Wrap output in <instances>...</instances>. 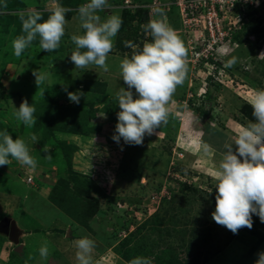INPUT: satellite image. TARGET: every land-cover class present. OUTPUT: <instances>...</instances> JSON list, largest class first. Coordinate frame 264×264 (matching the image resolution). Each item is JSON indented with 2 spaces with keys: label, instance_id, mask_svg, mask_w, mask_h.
Segmentation results:
<instances>
[{
  "label": "rangeland",
  "instance_id": "rangeland-1",
  "mask_svg": "<svg viewBox=\"0 0 264 264\" xmlns=\"http://www.w3.org/2000/svg\"><path fill=\"white\" fill-rule=\"evenodd\" d=\"M125 1L109 0L98 13L102 20L118 14L123 21L107 72L94 65L75 68L70 60L75 51L70 37L83 32L76 9L86 0H60L72 11L66 13L58 49L40 50L37 38L21 57L12 50V41L23 34L20 13L36 11L46 20L56 0L0 5V129L14 140L38 138L29 143L38 162L35 171L14 159L0 166V219L14 220L19 230L16 243L0 233V264H77L74 242L84 236L95 241L93 264H128L136 256L150 257L152 264H256L264 252V223L253 215L252 228L236 234L218 225L212 219V173L223 145L254 121L248 98L264 89V0L245 10L251 27L243 23L236 38L217 41L208 58L190 53V29L179 7L152 6L163 0H130L132 6ZM157 8L187 49V76L167 105V124L140 145L122 139L118 144L112 139L120 111L116 93L127 88L119 64L151 41L141 25L161 19ZM124 41L136 47H125ZM199 43L201 51L206 42ZM232 56L237 63L224 68ZM34 72L48 76L39 88ZM76 91L83 94L79 104L67 96ZM24 100L36 109L31 127L13 115V106ZM202 143L210 147L207 155L197 149ZM45 241L46 259L39 253Z\"/></svg>",
  "mask_w": 264,
  "mask_h": 264
},
{
  "label": "clouds",
  "instance_id": "clouds-1",
  "mask_svg": "<svg viewBox=\"0 0 264 264\" xmlns=\"http://www.w3.org/2000/svg\"><path fill=\"white\" fill-rule=\"evenodd\" d=\"M253 2L259 4V0ZM3 4L4 0H0V5ZM107 7L109 0H86L76 9L83 32L70 37L75 45V51L70 55L75 68L94 65L105 72L109 70L106 61L123 21L118 14H110L102 20L98 13ZM69 11L72 9L56 0L46 20L36 11L20 13L23 34L12 41L13 55L21 57L37 38L40 50L48 53L58 49L65 35V16ZM154 13L161 19H150L141 25L142 31L151 36V41L137 48L130 57L125 56L119 64V74L127 88L120 87L116 93L120 111L112 139L118 144L122 139L125 144L140 145L146 135H152L167 124L170 118L167 105L187 76V49L182 39L165 23L163 9H154ZM124 45L136 47L131 41H124ZM217 52L223 56L225 49H217ZM236 63L237 58L232 56L223 66L232 68ZM33 74L38 88L48 78L46 73ZM82 95L80 91L67 92L69 101L76 104L80 103ZM247 102L252 108L254 121L242 126L232 142L223 145L221 159L212 173L216 181L212 219L233 234L243 227L251 229L253 215L264 223V89L254 90ZM35 111V106L27 100L18 108L13 106L14 118L25 127L35 124ZM29 143H38L35 134L27 140L19 137L14 140L7 129H0V166L9 165L14 159L35 171L38 162L30 154ZM197 149L204 155L210 151L206 143L198 144ZM74 243L77 264H93L95 241L84 236ZM39 253L42 258L48 257L47 241L41 245ZM128 264H152V259L136 256ZM256 264H264V252L259 253Z\"/></svg>",
  "mask_w": 264,
  "mask_h": 264
},
{
  "label": "built area",
  "instance_id": "built-area-1",
  "mask_svg": "<svg viewBox=\"0 0 264 264\" xmlns=\"http://www.w3.org/2000/svg\"><path fill=\"white\" fill-rule=\"evenodd\" d=\"M125 2L132 6L130 0ZM156 2L152 3L153 7L160 5L165 7L173 4L180 8L179 14L183 25L190 29L187 30L190 53L195 57L201 55L204 58L212 55L217 41L226 43L232 40L231 37L238 31L240 25L246 23V8L257 5H253V0H166ZM195 29L198 30V34ZM198 40L206 42L201 51L198 50L200 46V43L197 44Z\"/></svg>",
  "mask_w": 264,
  "mask_h": 264
},
{
  "label": "water",
  "instance_id": "water-1",
  "mask_svg": "<svg viewBox=\"0 0 264 264\" xmlns=\"http://www.w3.org/2000/svg\"><path fill=\"white\" fill-rule=\"evenodd\" d=\"M18 227L16 226L14 220L4 217L0 219V233L7 235L10 240L13 242H17V235H18ZM15 250L20 252L21 251V244H18L15 247Z\"/></svg>",
  "mask_w": 264,
  "mask_h": 264
},
{
  "label": "trees",
  "instance_id": "trees-1",
  "mask_svg": "<svg viewBox=\"0 0 264 264\" xmlns=\"http://www.w3.org/2000/svg\"><path fill=\"white\" fill-rule=\"evenodd\" d=\"M163 1H166V0H163ZM245 26H249V27H251V23H250V19H247L246 20V23L244 24ZM235 36H233V38H236V34H234ZM148 40H151V38L149 37V39ZM251 119H253L254 120V117L251 115Z\"/></svg>",
  "mask_w": 264,
  "mask_h": 264
},
{
  "label": "bare ground",
  "instance_id": "bare-ground-1",
  "mask_svg": "<svg viewBox=\"0 0 264 264\" xmlns=\"http://www.w3.org/2000/svg\"><path fill=\"white\" fill-rule=\"evenodd\" d=\"M189 147H190V145H189Z\"/></svg>",
  "mask_w": 264,
  "mask_h": 264
}]
</instances>
